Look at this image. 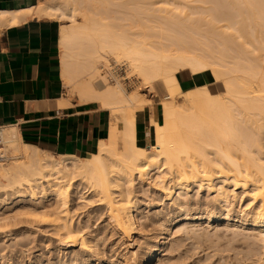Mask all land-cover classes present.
I'll return each instance as SVG.
<instances>
[{"label": "bare ground", "instance_id": "1", "mask_svg": "<svg viewBox=\"0 0 264 264\" xmlns=\"http://www.w3.org/2000/svg\"><path fill=\"white\" fill-rule=\"evenodd\" d=\"M96 2L99 0H38L35 6L28 9L0 12V22L6 25L16 24L33 15L47 19L70 17L71 23L75 24H70L72 26L67 24L68 26L64 29L61 28L63 30H59V36L62 41L69 40L71 44L80 42L84 45L83 42L87 40L85 37L90 34L92 28V25L90 26L88 23L90 20L87 22L85 13L89 11L88 6L96 5ZM159 2L161 1L152 0L148 2L151 11L150 13L147 12L145 23L142 22L144 19H141L140 23L134 21L137 25L134 26L133 24L126 28H122L124 25H113V33L111 32L112 34L108 37L102 36L108 38L107 40L96 38L93 40L91 48L87 43L86 47L90 48V50L87 48L90 52L86 50L82 67H80L83 72L86 71L88 77L78 87L75 86L80 101L100 99L106 108L109 107L112 110L115 106H118V109L121 106L123 109L121 111L123 115L121 128L123 153L118 155L116 152L117 111L113 112L109 122V138L100 140L95 153L85 159L74 155H63L58 158L49 155V158H43V153H40L41 150L38 151L35 147L21 142L14 126L0 127L1 143L17 152L19 157L15 163L11 164L10 162L6 166L4 163H0V227H8L6 230H0V235H2L0 240L5 239L6 236H13L11 240L18 235L22 236L20 234L22 227H19L20 232L18 234L19 228L13 229L9 226H17L21 221L28 222L19 220L18 217L15 218V214L14 216L12 214L11 216L3 215L6 211H2L15 208L19 210L24 206L23 204L33 208L37 207L35 205L37 196L35 195L37 192L39 195L45 193V189L41 187L45 183L49 187L46 193L51 194L54 200L52 206L50 205L54 211L51 208L49 213L43 214L42 210L45 219L43 221H46V218L47 221H51L50 227L53 235L55 234L56 241L63 245L62 247L77 246L81 250L82 254L79 250L80 253H77L76 250L75 254L69 251L72 253L69 255L72 256L73 260H83L84 256L88 257L91 253L94 254L93 234L104 229L98 225L99 220L95 215V218H91L92 214L88 215L86 220L81 217L83 222L78 219H74L72 222V217L69 215L72 211L70 212L68 207L70 201L68 198L71 192L76 191L75 189L73 191V186L78 189V183L86 181L88 191L92 192H90L92 196L90 198H93L90 211H98L97 209H99L100 213H97L104 215L103 221H106L104 223L111 227L113 232H118L121 237H128L135 232L138 225L136 223L137 217L132 213L133 207H135L133 206L135 205L133 204L135 197L132 195V182L136 181V176L142 180V177L147 174L144 167L155 163L158 174L154 178L153 185L166 197V200H172L173 194L177 190L190 189V185H195L199 189L204 187L203 189L207 188L206 190L215 188V194L211 200L218 203L227 202L230 191L235 192L238 196L246 194L249 201L247 205L249 206L240 217L241 220H238L241 221V225L247 224L252 230L259 233L264 232V23H256L258 20H264V0H228L232 9L227 11L217 10L213 6L212 9H214H210L208 14L210 20L202 18V20L207 21H204L203 25H201L202 23L197 24L185 16L161 14L159 12L161 6L157 7L156 5ZM221 2L217 1V3ZM218 9L220 8L218 7ZM78 13L82 16L81 21L79 20L80 17H77ZM250 19L252 22H249ZM221 20L226 24L223 26L217 24ZM78 21L81 22L80 25H76ZM100 25L97 26L103 30L105 25L102 24L101 27ZM94 29L92 33L93 31L96 32ZM152 37L153 39H151ZM195 49L198 51L196 52ZM107 53L112 55L109 59L113 60L124 56L128 60L130 69H137L140 72L144 85L149 83L151 89L154 87L164 97L161 103L162 122L153 121L155 143L151 146V150L141 148L135 143L136 112L142 110L146 102L136 96L124 97L125 95L117 86L107 87L102 91L99 90V92H97V88V90L95 89V81L101 79L98 70L102 63H105L103 60H106L105 56L107 55L105 54ZM75 58H72L74 62L77 61ZM188 68L192 74L210 70L215 75L214 77L218 75V77L223 78L225 92L221 95H214L205 86L184 91L178 83L176 73ZM179 94H183V101L176 104L175 100ZM215 96L219 98H215ZM219 107L223 109L221 110ZM217 108L219 109L217 110ZM205 109L211 110L207 111L209 115L204 111ZM212 111H215L214 114L219 112L217 115H213ZM204 112L205 114L202 116ZM209 116L210 118H208ZM4 153L0 147V159H3ZM150 159L154 161L150 163ZM161 167L163 168L160 169ZM34 188H39V191L34 192ZM238 189L241 192L235 191ZM91 199L88 198V200ZM227 204L229 205L230 202L228 201ZM83 206H85L84 203ZM73 210L75 209L73 208ZM31 211L33 210L31 209ZM47 214L51 217L49 218ZM199 216L201 217L200 214L195 215L194 218L198 219ZM94 220L98 222V224L96 222L98 226L95 225ZM149 222L153 221L150 220ZM23 231L25 232V230ZM91 231L94 233L91 234ZM96 235L98 238L99 233ZM185 235L187 237V234ZM96 239L94 238V241ZM94 244L97 245L95 242ZM5 246L3 244V247ZM151 248L147 245V250L143 251L146 257L145 264L154 257ZM83 261L85 263V260ZM74 262L72 261V264Z\"/></svg>", "mask_w": 264, "mask_h": 264}, {"label": "rangeland", "instance_id": "2", "mask_svg": "<svg viewBox=\"0 0 264 264\" xmlns=\"http://www.w3.org/2000/svg\"><path fill=\"white\" fill-rule=\"evenodd\" d=\"M149 1H152V0H102V1L99 0V2H96V5L95 4H93L92 6L89 5L87 8V9H89V11H87L88 13H85L87 18L85 16H84V18L88 19L87 22L89 20L90 21L92 20L93 22L92 21L88 22L90 24V26L92 25L91 26L92 28L90 29V34H89L90 36L88 35L89 37L88 36L85 37V38H87V40H86L87 42L86 41L83 42L85 47L80 42H78L76 44H74V43L71 44V42L69 40L68 41L67 40L62 41L60 36L58 35L59 36L60 60H61V66H62V78H63L64 85L67 89L68 96H77L79 98V93H78V91H76L77 89L75 88V86L78 87V85H80V83L82 81H84L85 79H87V77H88V74L86 73V71L83 72L81 70L82 60L84 59L85 52L88 48V47H86L87 43H89L88 46L91 48L93 45L94 39L98 38L100 40V38H101V40H103V39L107 40L108 38L106 39L103 37H108L109 35H111L113 33V28H112L113 25H116V24H117L116 26L124 25V26H122V28H126L128 26H132L133 24L135 26V24L137 22H139V21L141 22V19H144L142 22L145 23L146 22L145 21L146 14L148 11H149V13L151 11V9L149 10V8L151 7L148 5ZM160 1L161 2L157 3L156 5H157V7L161 6L160 7L161 10H159V12L161 14H166L169 16H175L177 14V16H179V17L185 16V17L189 18L191 21H195V23H197V24L202 23L201 25H203V23L207 22L205 20H202V18H205L206 20L207 19L210 20V15L208 16V14L210 13V9L213 10L214 8H216L217 10H221V11H223V10L227 11V10L232 9L230 7V4L228 3V0H223V1L222 0H211V1L210 0H164V1L160 0ZM217 1H220V2L222 1V2L217 3ZM102 2H104V3L102 4ZM214 4H216V5H214ZM209 5L211 6V8L209 7ZM213 6H214V8L212 9ZM218 7L220 9H218ZM224 7H226V8L224 9ZM166 10H168L170 14L168 13V11L166 12ZM171 13H173V14H171ZM148 16H150V15H148ZM77 17L78 18L80 17L79 18L80 21L82 20V16L80 15V13L77 14ZM117 17H118V19H116ZM56 20H58L60 23L59 30L61 28L64 29V27H66L68 25L72 26L70 24H75V23H71L70 17H65L63 19L57 18ZM80 21L76 22L77 23L76 25H80V23H81ZM253 21H255V20H253ZM100 22L103 24V26L105 25L102 29L107 31V32H105V31L102 32L103 30H101V28L99 29V27L97 25H100ZM249 22H252L251 19L249 20ZM260 22L263 24L264 20H261V21L258 20L256 23H260ZM92 23H94V24H92ZM256 23H254V24H256ZM217 24H222V26H223V24L225 25L226 22L224 23V21L221 20L220 22L218 21ZM101 25H100V27H101ZM95 27H97V28H95ZM63 29H61V30H63ZM93 29L96 30V32L93 31L94 35L92 33ZM98 30H101V31H98ZM97 33H99V34H97ZM101 33H102V35H101ZM104 33H106L105 36H104ZM95 35H98V36L96 37ZM99 36H101V37H99ZM80 39H82V38H80ZM151 39H153V37ZM90 48H88V49L90 50ZM197 51H198V49L196 50V52ZM88 52H90V51H88ZM77 53H78V55H76ZM79 53H80V55H79ZM74 55H76L75 57H77V58H75ZM105 55H107V56H105ZM105 55L104 56H105L106 60L105 61L103 60V62H105V63H102L101 67L98 70L102 80L99 79V81L98 80L95 81V85H96L95 89L97 88L98 89L97 92H99V90L102 91L103 89H105L107 87L117 86L120 88L123 95H125L124 97L127 98L130 96H136L137 98H140V100H143L144 102H146L145 107L142 110L136 112V142L135 143H136V145H138L141 148H144L146 150H148V149L151 150V146L154 145V143H155V135H154L155 131H154V122L153 121L157 120L156 122H158V123L162 122L161 103H162V101H163L162 99L164 97L154 87H152V89H151V85L149 86V83H147L148 85H146V86L144 85L145 83H143L144 81L141 78L140 72H138L137 69L131 70L129 67L130 65L128 63V60L126 58H124V56L113 60V59H109L112 55H109L108 53ZM72 58H75V60L77 59V61L74 62V60ZM74 63H76V64H74ZM208 69H210V68H208ZM214 76L215 75L210 70H205L203 72H198L196 74H192V72L189 68L179 70L176 73V77L179 80V85L184 91L192 90L193 88H197L200 86L201 87L205 86L211 91L212 94L221 95L223 92H225V84L223 83L224 80L222 81L223 78L218 77V75H217V77H214ZM148 86H149V88H148ZM135 94H137V95H135ZM215 98H219V97L215 96ZM147 100H149V101H147ZM87 101L97 102L98 106L101 108H104L108 113V122H107L108 132H107L106 138H104V140H107L110 136L109 135V129H110L109 128V124H110L109 122H110V119H111L113 112L117 111L116 116H117L118 138H117L116 152L119 155L123 150L122 143H121V128H122V123H123V121H122L123 115H122L121 111L123 109L121 108V106L119 107V109H121V110L118 109V106L114 107L116 109L111 107V108H113V110L110 109L109 107L106 108L102 104L100 99H93V100L84 99L81 102H87ZM175 101H176V104L182 103L183 94H179L178 98ZM172 102L174 103V100H172ZM173 107H174V104H173ZM219 108H217V110ZM210 109L209 110L205 109L204 111L205 112L211 111ZM220 109L222 110L223 108H220ZM217 110H215V111H217ZM221 110H220V112H222ZM205 112L202 114V116L205 114ZM214 112L212 114L217 115L219 111L216 114H214ZM208 113L209 112H207V114ZM207 114H206V116L209 115V114L208 115ZM210 116L212 117L211 114H210ZM210 116L208 118H210ZM138 117H141V118L146 117L145 125L139 122ZM0 147H1V150H3L5 152L4 156L2 157L3 159H0V163H4V165L6 166L7 164H10V162L12 164V163H15V160L16 161L19 160L17 152H15L13 149L5 146L2 143L0 144ZM38 151H40V150H38ZM95 151H96V149L93 152H91L90 154H88L87 156L79 157V158L85 159V158L91 156L92 153H95ZM40 153H43L42 154L43 158H49V155H52V157H55V158L60 157L58 155L50 154V153L44 152V151H42V152L40 151ZM76 157H78V156H76ZM153 161L151 160L150 163H152ZM157 163H159V162H157ZM155 164L151 165V166L146 165L144 168L146 169L147 174H145L142 177V180L136 176L135 177L136 181L132 182V184H133L132 185V189H133L132 195L135 197L133 199L134 200L133 204H135L133 206H135V207H133L132 213L134 216L136 215V217H137L136 223H138V225L136 227L135 232L130 234L128 237H125V236L121 237L118 232L116 233L114 231L116 234H118V235H116L113 232V230L110 229L111 227H108V225H106V223H104V222H106V221H103L104 215L99 214L100 213L99 209H97L98 211H96V210H94L93 212L90 211V209H91L90 207L92 205V199L93 198L92 199L90 198V197H92L91 196L92 192L90 190L88 191V188H87L88 185H86L88 183L86 181H83L82 182L83 184L78 183L79 182L78 181L77 182L78 183V189H76L77 187L75 188L73 186V188H72L73 191H74V189L76 191L71 192V195L68 198V200H70L69 205H71V206L68 205V207L70 208V212L72 211L69 214L70 217H72V222L74 219H76V220L78 219L80 221L82 219L86 220L87 216L88 215L90 216L92 214L91 218L96 217L99 220L98 221L99 224L97 221H95L96 219L94 220L95 225H97V224L99 226L101 225L100 227L104 229V230H100V231L98 230L95 232V234H93L94 236L92 235L93 236V239H92L93 246L95 248H98V247L99 248L95 249L93 247L94 254L91 253L90 256H88V257L84 256L82 258L83 260H85L86 264H139V263L145 264L144 260L146 259V257L143 254L144 253L143 251L147 250L146 249L147 245L149 247L150 246L152 247L151 249H152V252H153V255L155 258L153 257L152 260L146 264H153V263L154 264H182V263L183 264H227V263L228 264H257V263L258 264H264V232L259 233L256 230H252L247 224L241 225V221L238 220L247 211L248 206H249V205H247V203L249 201H248L246 194H243V195L240 194V196H238V194H236L235 192L230 191L229 192L230 197H229V199H227L230 202V204L228 205L227 200H226L227 202H224V201H221L219 203L217 201L212 202L211 197L215 194L214 193L215 188H213V190L208 189L209 190L208 191V190H206L207 188L203 189L204 188L203 187V188L199 189L195 185H190V187H189L190 189H188V190H180L179 191L176 189L177 191L175 190L176 192L173 194V199L172 200H166L165 199L166 197L164 195H162V193L159 190H157L158 188L155 185H153L154 178L158 174V172H157L158 170H156L157 168H155ZM162 168L163 167H161L160 169H162ZM41 187H42V189H45V191H44L45 193H43L44 196L42 193H40V195L37 194L38 193L37 191H39V188H34L35 189L34 192H37L35 195V196H37V200H35V203H36L35 205L37 207L33 208L30 205H28L29 206L28 207L27 204H23L24 206L21 207L19 210H16V208H15L13 210L5 209L2 211V212L6 211L5 213H3V215L8 214L7 216H11V214H12L14 216V214H15V218L18 217L17 219H19V220H24V221L26 220V221H28L27 223H29L30 225L27 224L26 222L21 221V223H19L20 225L17 224V226L15 225L13 227L9 226V228H13V229H15V227H16V229H18L19 227L20 228L22 227L23 229L21 228V232H20V228L18 229V234L20 232V234H22V236L18 235L17 237H14L16 242L14 239L11 240L13 238V236H10L11 238L9 236H6L5 239L4 238L2 239L4 241L0 240V242L2 241L3 244L6 245L5 247H3L2 242L0 243V249L2 248L0 250V261H1L0 264H4V263L5 264H54V263L55 264H61V263L72 264V261H75L74 264H78V263L80 264L81 261H82L81 264H85L83 260H76V259L73 260L72 259V256H71L72 253H70V252H74V254H75L79 250V248L77 246L69 247V248L62 247L63 245H61L58 241H56V236H55V234L53 235L52 228L50 227L51 221H47L46 215H45V218H46L47 222L43 221V220H45L43 214H46V212L49 213L48 211L51 210L52 202L54 200L52 199L53 197L51 194L46 193L48 191L49 187L45 183H43V186H41ZM70 189H71V187H70ZM82 189H83V191H82ZM195 189H196V191H195ZM235 191L237 193L241 192V190H239V189L235 190ZM80 192H82V193H80ZM35 196H34V198H35ZM38 197H40V198H38ZM88 198L91 200H88ZM85 201H88V202H85ZM78 202H79V204H78ZM82 202L85 204V206H83ZM181 203H182V205H181ZM48 204H49V206L50 205L51 206L49 207ZM30 208L33 211H31ZM73 208L75 210H73ZM184 208H185V210H184ZM136 209H137V211H136ZM187 209H189V210H187ZM39 210H40V212H39ZM42 210L44 212L43 214H42ZM7 211H9V212H7ZM52 211H54V209ZM86 211H88V212H86ZM21 212H23V213H21ZM97 212H99V213H97ZM198 214H200L201 217L199 216L200 218H198V219L194 218L195 215L197 216ZM94 215H95V217H94ZM98 215H100V217H98ZM47 216H48V214H47ZM170 216H172V217H170ZM206 216H208V217H206ZM53 217H54V215H53ZM81 217H82V219H81ZM36 220H37V222H36ZM150 220L153 222L155 221V222L154 223L149 222ZM91 221H93V219H91ZM44 222H46V223H44ZM82 222H83V220H82ZM96 222H97V224H96ZM238 222L240 223V225ZM48 223H49V225H48ZM94 223H93V225H94ZM151 223L153 224L152 226H151ZM180 225H182V226H180ZM147 226H148V228H146ZM34 228H36L37 230L39 229L38 230L39 232ZM50 228H51V230H50ZM101 228H99V229H101ZM4 229L6 230V229H8V227H5V228L0 227L1 231H3ZM23 230H25V232ZM90 230H92V229L90 228ZM103 231H104V233H103ZM100 232H102V233H100ZM92 233H94V231L93 232L91 231V234ZM98 233H99V235L97 238L96 234H98ZM185 234H187V237ZM1 236L2 235H0V237ZM100 236H101V238H100ZM94 238L95 239L97 238V239L94 241ZM241 239H243V240H241ZM101 240H102V242H100ZM94 242L97 245H95ZM122 243L124 245L125 244L126 245L124 246ZM96 246H98V247H96ZM26 249H27V252H26ZM129 250H132V251H129ZM79 251L81 252V250H79ZM79 251L77 253H80ZM98 252H99V254H98ZM69 253L71 255H69ZM123 253H124V255H123ZM47 254H49V255H47ZM81 254H82V252H81ZM100 254H101V256H100ZM120 255L121 256L123 255L126 257H123V256L121 257ZM45 256H47V257H45ZM69 256H70V258H69ZM85 257L88 259H86ZM122 258H125V259H122ZM22 260H23V263H22ZM123 260H125L126 262ZM151 262H153V263H151Z\"/></svg>", "mask_w": 264, "mask_h": 264}, {"label": "crops", "instance_id": "3", "mask_svg": "<svg viewBox=\"0 0 264 264\" xmlns=\"http://www.w3.org/2000/svg\"><path fill=\"white\" fill-rule=\"evenodd\" d=\"M37 2L0 0V12ZM59 27L58 20L36 15L16 24L0 22V127L14 126L21 142L38 150L84 157L106 138L108 113L97 102L68 96ZM138 119L145 125L146 117Z\"/></svg>", "mask_w": 264, "mask_h": 264}, {"label": "built area", "instance_id": "4", "mask_svg": "<svg viewBox=\"0 0 264 264\" xmlns=\"http://www.w3.org/2000/svg\"><path fill=\"white\" fill-rule=\"evenodd\" d=\"M0 144H1V133H0Z\"/></svg>", "mask_w": 264, "mask_h": 264}]
</instances>
